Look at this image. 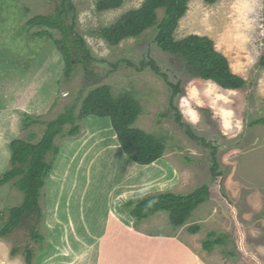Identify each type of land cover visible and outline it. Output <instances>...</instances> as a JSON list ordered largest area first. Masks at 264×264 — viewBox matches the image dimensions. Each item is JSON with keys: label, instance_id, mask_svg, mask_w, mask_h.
Here are the masks:
<instances>
[{"label": "rangeland", "instance_id": "1", "mask_svg": "<svg viewBox=\"0 0 264 264\" xmlns=\"http://www.w3.org/2000/svg\"><path fill=\"white\" fill-rule=\"evenodd\" d=\"M62 2L0 0V176L10 168L13 140L38 142L45 123L67 106L80 111L91 93L105 87L115 99L133 95L142 108L134 127L163 138L166 150L154 166L146 168L124 153L109 117H85L82 132L61 142V154L43 190V219H26L7 243L23 259L25 250L32 249L33 264H94L90 257L98 237L94 233L118 218L146 237L184 242L202 264H257L242 257L238 245L242 236L244 249L264 264V68L259 65L264 54V0H218L213 5L190 0L173 34L175 41L192 35L210 38L233 72L245 79L247 86L241 90L219 85L210 90L214 82L195 77L186 61L161 50L156 27L139 37L116 41L114 27L145 0H122L109 9L101 8L106 0L69 1L75 9L68 22L75 25L96 61L87 67L76 64L68 79L57 44L63 36L58 31L37 26L21 33L29 20L55 13ZM164 17L165 11L159 10V20ZM143 62H155L170 82L180 85L175 105L208 147L191 141L178 127L170 105L173 89L150 66L140 72ZM220 95L229 102L218 100ZM182 99L187 101L183 107ZM221 108L233 112L230 129L224 128ZM162 113H168V118L159 123ZM192 113L198 117L196 123ZM27 116L43 123L25 129ZM215 159L223 175V191L236 209L239 230L229 212L213 200L179 226L167 212L145 221L132 216L134 205L144 198L162 193L188 195L203 185L215 186ZM23 201L24 193L14 183L0 189L2 228L11 209ZM33 231L46 240L35 242ZM213 231L226 240L209 253L203 242Z\"/></svg>", "mask_w": 264, "mask_h": 264}, {"label": "trees", "instance_id": "2", "mask_svg": "<svg viewBox=\"0 0 264 264\" xmlns=\"http://www.w3.org/2000/svg\"><path fill=\"white\" fill-rule=\"evenodd\" d=\"M70 0H63L55 13L50 15H38L29 20L21 33L37 26L46 27L50 30L58 31L62 40L57 44L66 61L65 76L71 79L75 73L76 64L87 67L96 58L92 56L86 41L75 32L74 24L70 25L68 20L74 11ZM190 0H145L142 7L129 13L123 20L114 27L113 38L120 42L123 39L139 37L147 30L156 27V43L165 53L186 61L195 77L204 81H212L227 90H241L247 86L244 78L235 74L231 69L228 58L219 52L213 41L208 37L192 35L184 40L175 41L173 34L177 29L180 20L188 11ZM208 4H215L218 0H205ZM106 4L101 3V8L118 7L122 0H106ZM164 10L165 17L158 18V11ZM259 65L264 68V54ZM150 66L153 72L173 89L170 105L175 111L174 121L183 130L186 136L193 142L202 146H209L206 140L199 137L194 128L184 121V117L175 105V97L180 94V85L176 86L170 82L169 76L163 73L155 62H143L140 72ZM108 87L101 91L91 93L87 97L80 111L76 106H67L65 111L48 123L42 138L38 142L31 140L15 139L10 143V168L0 176V189L14 183L21 192L24 193V201L20 206L14 207L10 211L6 225L0 230V238L7 241L9 237L28 218L36 217L39 221L43 219V209L41 206L43 190L46 181L51 176L56 161L58 160L62 145L65 139L77 137L82 132V120L90 115L109 117L117 139L124 153L133 162L150 166L159 161L165 150V140L157 135L148 134L134 127V124L142 111V108L132 94H124L119 99H115L110 94ZM77 111H79L77 113ZM168 118V113H162L159 123ZM39 120L27 116L24 121V128L28 129L36 124H41ZM214 176L218 179L215 186L203 185L188 195H178L174 193H162L142 199L134 205L132 216L139 221L148 220L163 212L171 214L174 225L179 226L186 222L188 217L201 205L209 200L219 203V205L229 212L234 224L239 230L241 225L236 216V209L230 201L228 195L223 191V175L218 170V162L212 168ZM241 236V234H240ZM32 239L41 243L46 240L39 231H33ZM226 236L217 232L208 234L203 242V248L211 253L216 247L225 245ZM242 236L238 245L242 251V257L250 263L259 264L257 256L250 254L242 245ZM230 257H235L234 252L224 251ZM19 250L12 248L11 256L18 255ZM35 252L26 249L24 260L26 264L34 263Z\"/></svg>", "mask_w": 264, "mask_h": 264}, {"label": "crops", "instance_id": "3", "mask_svg": "<svg viewBox=\"0 0 264 264\" xmlns=\"http://www.w3.org/2000/svg\"><path fill=\"white\" fill-rule=\"evenodd\" d=\"M156 163L144 167L149 168ZM115 219L116 222L113 219L108 220L100 233L90 230L98 234L92 245L95 248L94 255L90 256L94 257V264H202V259L193 255L192 250L187 248L184 242L172 238L146 237L135 228L121 224L122 221L118 218ZM1 225L2 220L0 230ZM11 250L12 247L7 241L0 238V264H26L21 256L12 257Z\"/></svg>", "mask_w": 264, "mask_h": 264}, {"label": "clouds", "instance_id": "4", "mask_svg": "<svg viewBox=\"0 0 264 264\" xmlns=\"http://www.w3.org/2000/svg\"><path fill=\"white\" fill-rule=\"evenodd\" d=\"M216 87H218V85H215L214 83L210 84V90L213 88H216ZM217 99L222 100L225 104H227L229 102L228 98L226 96H223V95L218 96ZM185 103H187V101L182 99L181 100V107H183V105ZM220 114H221L222 119H223L224 128L230 129L232 127L233 112L229 109L221 108ZM182 115H183V112H182ZM197 119H198V117L196 116V114L192 113V123H196ZM239 123H240L239 121H236L237 127H239Z\"/></svg>", "mask_w": 264, "mask_h": 264}, {"label": "bare ground", "instance_id": "5", "mask_svg": "<svg viewBox=\"0 0 264 264\" xmlns=\"http://www.w3.org/2000/svg\"><path fill=\"white\" fill-rule=\"evenodd\" d=\"M97 130V129H96ZM165 165V164H164ZM137 168V167H136ZM166 169V168H165ZM169 172V171H168ZM58 209V208H57Z\"/></svg>", "mask_w": 264, "mask_h": 264}]
</instances>
